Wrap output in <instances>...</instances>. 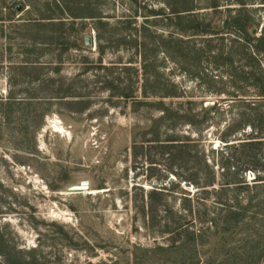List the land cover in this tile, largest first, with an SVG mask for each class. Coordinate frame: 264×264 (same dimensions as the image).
Returning a JSON list of instances; mask_svg holds the SVG:
<instances>
[{
    "label": "rangeland",
    "instance_id": "rangeland-1",
    "mask_svg": "<svg viewBox=\"0 0 264 264\" xmlns=\"http://www.w3.org/2000/svg\"><path fill=\"white\" fill-rule=\"evenodd\" d=\"M212 1L0 0V264L165 258L158 246L169 234L147 226L142 212L147 191L171 182L190 195L198 188L166 170L170 161L146 140L189 135L217 158L210 148L224 144L233 121L261 119L264 134V0ZM175 7L193 9L178 20ZM237 15L249 17V42L227 23ZM199 23L223 37L192 34ZM169 38L187 39L195 57L187 60L174 40L166 50ZM245 47L254 56L248 65ZM167 80L176 97L160 96ZM164 108L165 118L179 119L172 130ZM187 112L198 132L179 124ZM249 133L246 126L238 136ZM83 181L87 188L73 189ZM177 197H169L173 208Z\"/></svg>",
    "mask_w": 264,
    "mask_h": 264
},
{
    "label": "trees",
    "instance_id": "trees-1",
    "mask_svg": "<svg viewBox=\"0 0 264 264\" xmlns=\"http://www.w3.org/2000/svg\"><path fill=\"white\" fill-rule=\"evenodd\" d=\"M211 7H218L216 0L212 1ZM191 9L193 8L175 7L171 12L180 20L185 18L184 12ZM56 22L57 33L61 35L64 21ZM227 23L249 42L251 27L248 16L240 18L237 15ZM224 24L225 21L221 24L219 22L221 30L226 28ZM198 27L192 34L223 37L219 35L223 31L214 29L215 26L208 29L199 23ZM186 30L181 29L182 32ZM211 38L213 37H207V41H212ZM173 40V48L182 52L187 60L195 57L194 46H190L185 41L187 39L169 38V47L165 48L166 50L170 48ZM257 50L259 51L258 48ZM222 53V49L217 48L214 55ZM243 56L247 59V65L254 59L247 47L244 48ZM261 83L259 93L263 95L262 79ZM175 88L174 81L167 80L160 96L176 97ZM143 93H149L146 87ZM64 94L65 97L69 93ZM162 104L163 102H160V105ZM164 110L161 118L169 120L167 125L172 130L179 119H171V115L170 118H165L168 116V108ZM192 116L190 112L185 113L186 119L181 118L179 124H189L198 132ZM260 121L261 119H237L228 124L219 139L224 144L219 148H210L211 153L219 155L217 158L199 150L196 139L189 135H183V139L177 141L168 138L161 140L157 135L146 140L156 142L151 143L149 147H159L161 154L170 161L165 167L166 170L173 171L179 181L189 182L198 188L190 195L189 191L179 187L180 182H171L160 189L147 191V203L141 205L142 212L147 216L146 225L152 228L159 223L160 232L169 234L166 245L158 246L159 250L164 252L165 258L159 263L152 261L150 264H264V134L260 135ZM246 126L251 127V133L247 137L238 136ZM242 133V136H245L244 132ZM154 160L152 158L149 163H156ZM173 164L177 166V170L173 169ZM246 171L254 173L251 182L245 178ZM178 187L181 193L175 190V194L173 189ZM170 196L177 197L176 208L171 206ZM160 206L162 214L159 216Z\"/></svg>",
    "mask_w": 264,
    "mask_h": 264
},
{
    "label": "water",
    "instance_id": "water-1",
    "mask_svg": "<svg viewBox=\"0 0 264 264\" xmlns=\"http://www.w3.org/2000/svg\"><path fill=\"white\" fill-rule=\"evenodd\" d=\"M13 3V0H8V4L9 5H11ZM22 5H20V4H17L16 6H15V9L17 10V11H20L21 9H22ZM90 40H91V38H90V36H86L85 37V42L86 43H90ZM88 187V182L87 181H83V182H81V184L79 185V186H77V187H73V189H84V188H87Z\"/></svg>",
    "mask_w": 264,
    "mask_h": 264
},
{
    "label": "bare ground",
    "instance_id": "bare-ground-1",
    "mask_svg": "<svg viewBox=\"0 0 264 264\" xmlns=\"http://www.w3.org/2000/svg\"><path fill=\"white\" fill-rule=\"evenodd\" d=\"M60 129H61V128H60ZM90 191L92 192V191H96V190H90Z\"/></svg>",
    "mask_w": 264,
    "mask_h": 264
}]
</instances>
